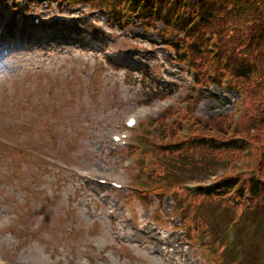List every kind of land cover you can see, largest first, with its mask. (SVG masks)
<instances>
[{
	"label": "rangeland",
	"instance_id": "1",
	"mask_svg": "<svg viewBox=\"0 0 264 264\" xmlns=\"http://www.w3.org/2000/svg\"><path fill=\"white\" fill-rule=\"evenodd\" d=\"M141 1L135 0V6ZM258 1L224 0V32L216 21L212 23L213 31H200L197 34L194 30L182 29L183 23H165L160 16L151 20L157 24L151 25L147 20L153 30H157V40V36L152 34L147 37L148 40L136 38L142 32L138 27L126 24L125 29L118 28L121 21L119 13H116L113 24L101 14L83 15L87 14L88 9L100 11L106 8L113 13L118 10L122 12L124 5L129 6V0H82L77 10L68 4L62 7L51 5L48 0L1 3L0 19L8 20L11 31L24 37L23 43L29 45L28 51L22 54L23 63L16 64L23 66L24 72L33 73L30 77L33 85L43 81L45 74L57 78L62 76V80L69 81L66 76L73 75L74 69L78 72L84 65L92 71L100 70L101 81L104 80L101 95L95 98L91 92H82L68 99L58 90L45 89L38 97V109L24 112L12 106L15 95L9 98L7 92L17 90V94H20L30 79L25 77L24 82L5 87L0 91V125L4 123L10 129L1 133L11 131L18 142L25 137L22 133H28L35 140L34 148L53 161H58L56 155L62 154L66 146L71 155L69 164L74 168L95 169L93 174L102 180L109 183L118 180L127 186L131 184L130 177L127 174L120 176L119 173L122 152L110 153L108 136L120 130L119 126L125 125L129 115L138 114V109L145 103L172 97V103L169 101L167 105L170 106L160 112L158 119L163 116L170 122L167 125L162 120L161 128L166 130L167 136L174 138L160 144L185 142V150L188 151L186 157L200 160L192 165L196 174L203 177L204 170L208 168H211V172H217L216 176L219 177L213 180L215 186L222 188L224 181V191L221 193L224 199L220 202L224 217L230 224L233 221L234 224L238 223L234 228V224L225 223L224 219V246L218 239L217 243H212L213 247L196 246L193 249L179 241L183 238L180 236L185 235L181 230H160L154 218L158 216L162 219L166 212L171 213L174 198L166 197L168 195L176 193L180 202L188 204L189 216L195 214L194 202L203 199V195L192 198L178 188H158L156 194L160 197L155 195L150 200L145 199L144 203L131 195L127 188L120 192L111 190L110 186L96 189L84 186L72 177L70 166L68 170L71 173H61L40 163L37 174L42 175L39 181L41 186L35 188L29 174L24 182V189L30 185L39 193V198L31 194L27 204L33 210L43 204L52 209L47 212L53 213L56 220L44 231L35 230L36 235L26 231L30 223L19 226V230H0V243L4 246L2 253L8 262L80 264L79 259L89 257L100 263L99 253L106 251L109 259L101 264H210L215 258H219V264H242L248 258H245L242 250L235 253L233 250L236 248H230L229 242L235 243L241 237L249 256L257 246L264 248V221H255V216L251 218L250 213L254 210H249L248 204H252L253 200L250 196L240 197L239 193L242 187H247L249 191L252 183L257 182L260 196H264V3ZM57 11L61 14V21L53 20V16L50 18V14ZM177 14L182 15L183 11L179 9ZM217 14L223 16L222 12ZM37 17L42 20L39 32L52 34L45 44L34 37L38 29L32 27V22ZM162 34L178 42L185 51L184 56L193 61L194 68L184 78L178 75L180 71H173L168 61V50L160 41ZM99 36L117 51L118 55L111 60V65L106 64L109 60L99 49ZM59 66H64L65 70H59ZM148 69L151 70V77L145 73ZM207 93L209 98L206 97ZM194 97L197 98L193 100ZM58 102L61 104L59 108L56 107L59 106ZM64 105L67 108L62 126ZM150 106L158 108L156 101ZM30 115L33 124L26 125L27 116ZM151 115L155 119L159 115L158 109L156 112L153 110ZM7 117L10 119L6 120ZM21 121L24 122L21 124ZM140 121L145 123L144 117ZM154 122L158 123L156 120ZM188 127L193 136L187 133ZM72 138L77 143L72 142ZM202 140L205 141L202 146L193 144ZM164 154L160 152L163 159L171 157ZM160 164L148 162L145 167L147 165L146 169L153 171V177H157L162 172ZM140 181L134 183L137 188L144 187L139 184ZM231 181L239 182L240 190L231 191L227 186ZM156 187L157 183H153L149 189ZM12 192L15 193L16 189ZM162 196L163 200L159 202ZM21 200V195L12 196L0 205V209H12ZM22 210L27 211L25 208ZM130 212L138 225L128 219L126 222L123 220ZM203 216L206 217V214ZM60 217H65L62 223ZM113 218L121 222L113 225ZM94 219H99L104 225L91 237L87 230ZM173 224L179 223L176 221ZM24 228L25 233L31 235L30 238L22 235ZM70 228H83L86 234L77 239L66 237ZM123 235L127 239L120 245L126 254L117 258L116 254H110L109 249H115L118 244L115 238ZM162 248L166 249L167 254H172L166 262L158 252Z\"/></svg>",
	"mask_w": 264,
	"mask_h": 264
},
{
	"label": "trees",
	"instance_id": "2",
	"mask_svg": "<svg viewBox=\"0 0 264 264\" xmlns=\"http://www.w3.org/2000/svg\"><path fill=\"white\" fill-rule=\"evenodd\" d=\"M234 1L236 2V0H234ZM259 2L264 3V0H259L258 3ZM207 7L209 8V4L207 5ZM237 7H238V5H237ZM202 13H203L204 17H209L210 16V14H208V11H204L203 10ZM248 19H250V18L248 17ZM202 144L203 143H201L199 145H202ZM173 151L174 150H172L171 152H173ZM165 152L168 154V151H165ZM187 153H188V151L187 152H182L183 156L180 157V161L181 162L173 163V164L165 162V164H163L166 167L165 173L168 176H174L173 173L171 172V169H174V170H177L179 172V175L177 176L178 179L179 178H183L184 177L183 173L185 172L184 171L185 169L181 170L180 168L177 167V165H179V164L183 165L182 162L185 161L186 163H188V164H190L192 166V164L200 161L198 158L191 159V158L186 157ZM151 161H154V158H152ZM183 167H185V166L183 165ZM190 172H191V174L195 175L194 170H191ZM168 176L164 177V179H169ZM229 184L230 183H228V185ZM250 198H251V201L253 200L252 208L250 210H252V211L254 210L253 212L250 213L251 214L250 215L251 218H252V216H255L256 217L255 221L256 220H258V222L259 221H264V196H262V197L260 196L259 185H258L257 182H253L252 183V187H251V190H250ZM261 224H263V222ZM239 239H241V237H239ZM233 242L232 241L230 242V244H229L230 248H239V247L244 248L243 251H244L245 258L246 259L248 258V259L246 260V262H244L242 264H264V248L263 247L257 246L256 250H251V256H249L246 253V248L244 246H242L240 244V242H238V240H235V243H233Z\"/></svg>",
	"mask_w": 264,
	"mask_h": 264
}]
</instances>
